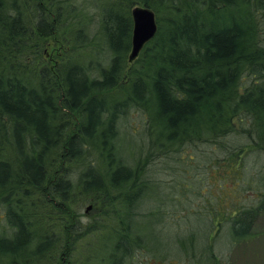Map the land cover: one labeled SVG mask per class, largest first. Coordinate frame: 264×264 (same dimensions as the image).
I'll use <instances>...</instances> for the list:
<instances>
[{
  "label": "trees",
  "instance_id": "16d2710c",
  "mask_svg": "<svg viewBox=\"0 0 264 264\" xmlns=\"http://www.w3.org/2000/svg\"><path fill=\"white\" fill-rule=\"evenodd\" d=\"M136 5L154 10L158 30L130 62ZM48 40L63 48L58 64ZM131 108L147 128L128 137V158L119 121ZM200 143L219 150L203 161L239 182L249 152L264 151V0H0V264H127L151 252L136 221L152 213L151 166ZM255 173V204L225 196L228 209L203 217L227 224L232 243L264 210ZM89 196L96 225L73 211Z\"/></svg>",
  "mask_w": 264,
  "mask_h": 264
},
{
  "label": "rangeland",
  "instance_id": "374dc122",
  "mask_svg": "<svg viewBox=\"0 0 264 264\" xmlns=\"http://www.w3.org/2000/svg\"><path fill=\"white\" fill-rule=\"evenodd\" d=\"M89 5L93 9L92 3ZM43 52L48 63L51 61L56 64L64 54L63 48L53 40L45 42ZM104 56L105 53L102 58ZM146 124V116L138 108H131L120 119L121 143L126 157L130 158L126 144L128 137L134 136L136 140L133 142L138 143L142 132L147 128ZM218 153L217 147L200 143L197 147H185L184 156L187 160L176 161L170 167L165 166L162 159L152 164L149 174L153 178L143 202V207L148 209L143 212L152 213L136 220L137 233L143 237L146 248L152 251H136L127 264H197L191 255L192 251L198 252L197 258L202 264H264V210L249 235L237 243H232L227 224L222 228L212 224L208 227L207 220L203 218L208 214L216 215V212L224 211V208L228 209V204L234 208L240 204L250 206L256 203L255 190L247 182H251L253 187L257 186V178L252 176L256 174V170H264V151L255 149L249 152L247 169L243 171L241 182L231 170H226L225 177L222 169L214 167L210 159H202L206 155L214 158ZM190 156L194 160H190ZM225 196L229 199L228 204ZM164 201L165 205H161L163 212L156 210ZM100 209V202L93 201L90 196L73 207L75 216L78 211L85 225H96L95 219L101 218ZM106 231L101 229L93 234L96 246L103 244L99 239L103 236L102 232ZM192 232L197 234L194 240L197 246L194 247L189 237ZM178 237L181 240H177ZM207 245L212 246L211 251L206 250ZM189 251L191 253L188 255ZM99 252L106 253V249L101 246ZM211 252L215 254L213 258Z\"/></svg>",
  "mask_w": 264,
  "mask_h": 264
},
{
  "label": "water",
  "instance_id": "95a60500",
  "mask_svg": "<svg viewBox=\"0 0 264 264\" xmlns=\"http://www.w3.org/2000/svg\"><path fill=\"white\" fill-rule=\"evenodd\" d=\"M132 19L133 33L129 55L130 62L138 58L144 46L154 38L158 30L156 13L150 7L136 5L132 9Z\"/></svg>",
  "mask_w": 264,
  "mask_h": 264
}]
</instances>
